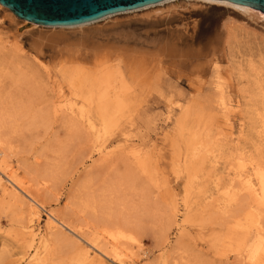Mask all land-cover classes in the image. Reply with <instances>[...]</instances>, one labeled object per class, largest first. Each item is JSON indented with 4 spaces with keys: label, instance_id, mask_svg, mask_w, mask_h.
Returning a JSON list of instances; mask_svg holds the SVG:
<instances>
[{
    "label": "rangeland",
    "instance_id": "374dc122",
    "mask_svg": "<svg viewBox=\"0 0 264 264\" xmlns=\"http://www.w3.org/2000/svg\"><path fill=\"white\" fill-rule=\"evenodd\" d=\"M88 26L25 25L0 5V140L36 194L0 171V264H252L248 213L264 215V195L241 180L264 185L251 99L264 87V17L162 0ZM79 33L86 48L66 44ZM117 232L118 260L85 242Z\"/></svg>",
    "mask_w": 264,
    "mask_h": 264
},
{
    "label": "bare ground",
    "instance_id": "6f19581e",
    "mask_svg": "<svg viewBox=\"0 0 264 264\" xmlns=\"http://www.w3.org/2000/svg\"><path fill=\"white\" fill-rule=\"evenodd\" d=\"M162 1V0H161ZM174 1V0H173ZM199 1H204V2H222V4L226 3V4H229V5H232V6H235L233 4H230L226 1H221V0H199ZM157 3V2H156ZM155 3H153L152 5H154ZM150 6H152L151 4H148ZM148 5H145V6H141V7H138V8H134V9H130V10H125V11H121V12H117V13H114V14H119V13H128V12H134V11H139L141 9H145V8H149L150 6ZM235 7H238V6H235ZM240 8V7H238ZM240 9H243V8H240ZM133 10V11H132ZM246 10V9H244ZM248 11V10H247ZM251 12V11H249ZM253 13V12H252ZM114 14H109V15H105L101 18H98V19H95V20H92V21H87V22H83V23H80V24H75V25H66V26H48V27H74V26H82V25H87L88 24H91V22H97L99 20H103L104 18H107L109 16H112ZM256 14V13H254ZM258 15V14H257ZM261 16V15H259ZM264 17V16H262ZM22 21H24L23 19H21ZM29 24H35V23H29ZM28 25V24H27ZM35 25H40V26H47V25H41V24H35ZM92 28L93 30H99L97 26H88L86 28V30ZM85 30V29H84ZM44 38V37H43ZM42 38V40H43ZM90 38V35L89 34H85V33H79V35L77 36V39H75L74 42H70V43H66L67 45H70V46H78V48H80L79 46L82 47V45ZM92 38V37H91ZM64 39V37L60 36V34H57V35H51L49 36L48 38H46V45H54L58 43L59 41V44H60V41ZM67 40V39H66ZM35 41V40H34ZM45 41V40H44ZM72 41V40H71ZM89 41V40H88ZM33 42V41H31ZM65 41H63L62 43H64ZM68 42V41H67ZM61 43V44H62ZM42 46V42L40 40V37L38 39L37 37V40L34 42V44H32L33 46ZM31 45V46H32ZM64 45V44H62ZM97 46V45H96ZM53 47V46H52ZM67 47V46H66ZM84 47V45H83ZM89 47V46H88ZM94 47V45L92 46ZM68 48V47H67ZM72 48V47H71ZM77 48V47H76ZM86 48V47H84ZM96 48V47H95ZM74 49V48H73ZM89 49V48H88ZM97 49V48H96ZM99 49V48H98ZM76 51V49H74ZM84 50V49H83ZM86 50V49H85ZM94 52V50H92ZM96 51V50H95ZM98 51V50H97ZM111 51V50H110ZM84 52V51H83ZM122 52V51H121ZM76 53V52H75ZM78 53V51H77ZM80 53V51H79ZM85 53L87 54L88 52L85 51ZM92 53V52H91ZM109 53V52H108ZM107 53V54H108ZM105 54V52H104ZM111 54V53H110ZM85 55V54H84ZM90 55V54H88ZM80 56V55H79ZM255 84V93L253 92V96L251 97V99H253L255 102L254 104H256L258 107L256 108V112H257V116H255V120H259V122H262L263 123V126H264V87L261 86V85H256V83H253ZM258 84V83H257ZM254 88V87H253ZM253 90V89H252ZM251 89L249 91H252ZM248 91V92H249ZM254 91V90H253ZM252 94V93H251ZM250 99V98H249ZM250 99V100H251ZM253 100L251 101V103L253 102ZM250 103V104H251ZM253 105V103H252ZM253 107H256V106H253ZM253 109V108H252ZM255 115V114H254ZM254 115L252 117H254ZM8 148L3 146L1 140H0V171L3 172L5 174V176L7 177V179L9 181H11L19 190L23 191L25 194H27V196H29L31 198L32 201L35 202V199H36V194L34 195V193L31 192L30 190V187L26 185V182L24 181H20L16 178V175L13 173V171L8 167V165H6V161H7V158H8ZM259 182V181H258ZM261 189L259 190V188L257 187V185H255V183L247 176L246 178H243L241 180V191H244L247 196L251 197L254 201H258L260 198L262 199L263 195H264V185H263V181L261 183ZM0 188H1V185H0ZM263 194V195H262ZM252 200V201H253ZM262 204V203H261ZM250 208V206H249ZM248 209V208H247ZM250 209H253L252 211H249L248 213V225L251 227L252 230H254V232H256V240L254 241V243L251 245V263L252 264H264V242L262 241V236L259 234V226L262 222V220L260 221V218L263 217L262 214H261V211L259 210L260 208L258 207L257 209V206L255 204L252 205V207ZM249 210V209H248ZM29 213L33 216L36 214V211H29ZM35 213V214H33ZM92 214V213H91ZM35 217V216H34ZM37 217V216H36ZM35 217V218H36ZM50 217H52L53 219H55V217L53 215H51ZM38 218L36 219H30L29 222H30V225L28 226V229L31 230L30 233H29V237L31 238L30 240L35 244L33 247V252L35 254V256L37 255H40V248L41 249H44L45 248V243L47 242L46 240V234H42L41 231L37 230L35 231L33 229V225L32 224H35V221L37 220ZM57 219V218H56ZM59 221V220H57ZM37 222V221H36ZM59 223L62 225V226H65L66 224L63 223L62 221H59ZM59 225H56V223H54V221L52 219H50V222L48 224V227L47 229L48 230H51L52 228H61L60 226L57 227ZM58 230V229H57ZM72 231V230H71ZM81 231V230H80ZM84 231V230H83ZM46 232V230H45ZM80 236V235H78ZM124 236L123 233L121 232H117L116 234H112V233H108L106 234L103 238L104 240H106L104 242V244H100V239H97V238H91V239H87V241L85 242H88L89 245H91V247L95 248L97 251H100L106 255H108L110 258H112L113 260H118L119 259V252L117 251V243H119L118 239L122 238ZM97 237V236H95ZM82 238V237H81ZM99 238V237H98ZM101 237V239H103ZM129 238V237H128ZM99 240V241H98ZM30 241V242H31ZM32 244V243H31ZM85 248V247H84ZM89 252V250H88ZM89 253H87L86 251L82 252V260L83 261H87V259L89 258ZM250 260V259H249ZM85 264V263H84Z\"/></svg>",
    "mask_w": 264,
    "mask_h": 264
},
{
    "label": "water",
    "instance_id": "95a60500",
    "mask_svg": "<svg viewBox=\"0 0 264 264\" xmlns=\"http://www.w3.org/2000/svg\"><path fill=\"white\" fill-rule=\"evenodd\" d=\"M161 0H0L18 19L47 26L75 25ZM264 16V0H221Z\"/></svg>",
    "mask_w": 264,
    "mask_h": 264
}]
</instances>
